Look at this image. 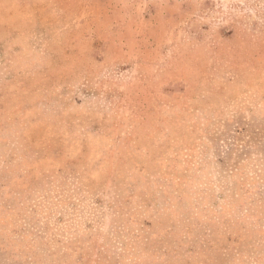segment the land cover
I'll return each mask as SVG.
<instances>
[{
  "label": "rangeland",
  "instance_id": "374dc122",
  "mask_svg": "<svg viewBox=\"0 0 264 264\" xmlns=\"http://www.w3.org/2000/svg\"><path fill=\"white\" fill-rule=\"evenodd\" d=\"M0 264H264V0H0Z\"/></svg>",
  "mask_w": 264,
  "mask_h": 264
}]
</instances>
